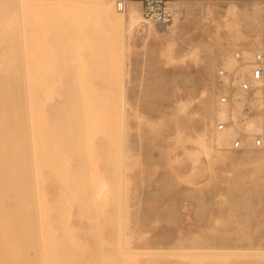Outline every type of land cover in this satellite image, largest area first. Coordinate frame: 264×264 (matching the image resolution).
<instances>
[{
	"label": "rangeland",
	"instance_id": "rangeland-1",
	"mask_svg": "<svg viewBox=\"0 0 264 264\" xmlns=\"http://www.w3.org/2000/svg\"><path fill=\"white\" fill-rule=\"evenodd\" d=\"M109 1L115 9L116 0ZM18 2L19 40L12 27L4 29L0 9V64L8 71L0 74V264L53 257L60 264H264V152L216 149L205 140L206 150L197 139L203 115L215 128L209 119L220 92L239 90L238 74L229 81L218 69L238 68L233 51L242 56L264 45V0H167L174 14L166 26L142 17L133 28L104 22L95 3L81 2L64 53L60 1L27 0L21 10ZM129 5L143 15L141 0H125ZM17 48L24 116L20 72L8 62ZM24 49L34 72H46L37 74L41 79L25 70ZM73 54L83 59L66 61ZM227 55L234 58L230 68L221 62ZM49 75L60 78L54 143L42 111ZM6 148L19 167L10 165ZM59 164L60 186L51 187L46 173L58 174Z\"/></svg>",
	"mask_w": 264,
	"mask_h": 264
},
{
	"label": "bare ground",
	"instance_id": "bare-ground-1",
	"mask_svg": "<svg viewBox=\"0 0 264 264\" xmlns=\"http://www.w3.org/2000/svg\"><path fill=\"white\" fill-rule=\"evenodd\" d=\"M15 1L16 0H1V5H0V9H1V13H2V15L4 16V19H3V23H4V29L8 32V28H10V27H12L13 28V26L15 27V24H14V22H13V18H14V16H15V18H16V12H15ZM17 1H19L18 2V8H20V10L22 9V8H25L26 6H27V0H17ZM60 1V37H62V41L63 42H61V45H59L60 47H61V50H63L62 51V53H64V49H66V48H68V46L70 45V43L69 42H67V41H65L64 40V38L66 37V36H68L69 34H71V32H72V29H70L71 28V24L74 22V14H73V11H74V8L75 7H77V6H79V4L81 3V2H83V3H86L87 1L89 2V3H91V4H96L97 6H98V8H99V11H100V14H101V16H102V19H103V21L104 22H110V23H116V24H123V23H127V25L129 26V28H133L134 26H136L140 21H141V19H142V17H143V19H146L145 18V16H143V15H140L139 13H138V11H137V9L135 8V7H133V6H131V5H129V6H125V0H124V6H123V8L121 9V10H119L118 8H117V6H116V3H117V1L118 0H116L115 1V9H114V6H113V4L109 1V0H59ZM168 2H169V0H168ZM54 3V2H53ZM254 9V12H255V17H256V15H257V9H258V7L257 6H255V7H253ZM119 11V13L120 14H116L115 13V11ZM20 12V11H19ZM57 12H59V11H57ZM0 13V14H1ZM21 14H23V12L21 11ZM86 14V13H85ZM254 15V14H253ZM23 16V15H22ZM22 16H20V17H22ZM20 17H19V20H20ZM254 17V16H253ZM255 19V18H254ZM256 20V19H255ZM254 20V21H255ZM22 21V20H21ZM21 21H19V22H21ZM95 21H97V20H95ZM12 23H13V25H12ZM22 23H23V21H22ZM22 23L20 24V26L22 25ZM17 24V23H16ZM17 26V25H16ZM158 26H160V27H164V26H166V25H164V24H159ZM157 26V27H158ZM150 27V26H149ZM19 28V27H18ZM21 28V27H20ZM22 28H23V26H22ZM34 28V27H33ZM28 28H26L25 29V27H24V30L26 31ZM13 30H15L14 31V33H12V34H15V36L18 38V34H17V32H16V30L17 29H15V28H13ZM12 30V31H13ZM20 30H22V29H20ZM2 31H3V34H5L4 33V30L2 29ZM25 31H23L22 30V33L24 34V32ZM2 33V32H1ZM9 33H11V32H9ZM17 34V35H16ZM23 34H21V37H22V35ZM1 35V34H0ZM32 35H33V33H32ZM26 36V35H25ZM25 36L23 35V37H24V39H25ZM11 37H13V36H11ZM5 38V37H4ZM3 38V39H4ZM15 38V37H14ZM14 38H12V39H14ZM17 38H15L16 39V41H15V39L13 40V42L12 43H16V47H18L17 45H19V42L17 43V41L19 40V38H18V40H17ZM23 38H21V40H24ZM4 41H5V39H4ZM11 41V40H10ZM26 40H24V42H25ZM21 42H23V41H21ZM23 42V43H24ZM3 43V42H2ZM22 43V44H23ZM0 44H1V42H0ZM4 44V43H3ZM5 44H6V42H5ZM8 44V43H7ZM26 44V43H25ZM25 44H23V47L25 46ZM15 45V44H14ZM0 47H2V46H0ZM15 47V48H16ZM27 47V46H26ZM25 47V48H26ZM60 47L59 48H56V49H60ZM264 48V45L263 46H260L259 48ZM14 47H12V49H13ZM259 48L257 49V50H259ZM18 50L16 51V49L15 50H13V52L15 53V55H14V58L16 57V55L18 56V54H20L19 53V48H17ZM23 49V48H22ZM27 49H28V47H27ZM23 50L24 52L22 53V54H25L24 56L22 55V60L23 61H25V62H27L25 65H26V67L28 66V68H26V67H24L25 68V70L26 69H28L31 73H32V71H33V73L32 74H34L35 75V73H36V75L33 77V79L35 78V79H38V78H40V77H42L46 72H43L42 71V73H43V75H42V73H40V72H38L37 73V71H35L34 72V69H33V67H32V65L30 66L29 65V62L27 61V60H25L24 59V57L26 56L27 57V55H28V53H26V51H28V50ZM256 50V51H257ZM53 51H54V48H53ZM18 52V53H17ZM242 52V62L244 63V64H242V63H239V61H238V68H237V66H236V70L235 69H233V70H226V69H224L225 71H227L228 73H231L232 74V76L231 77H226L228 80L229 79H231V78H233L234 77V73H236V74H238V77H239V79L240 80H246V81H248V82H250L251 84H254V81H253V79H252V77H251V68H250V65H249V61H251V59H252V57H253V55H254V53H255V50H254V52L252 51V50H250L249 51V48H246V49H243V51H241ZM236 53H239L238 51H233V55H234V57H235V54ZM243 53H245V55H243ZM27 54V55H26ZM240 54V53H239ZM65 55V54H64ZM241 55V54H240ZM247 55V56H246ZM20 56V55H19ZM28 57H29V55H28ZM14 58H12V60L11 61H8V62H10V63H12V61L15 63V67H16V69L18 70V72H20V73H16L18 76L21 74V70H19L20 68H21V63H19L20 61V57H16L15 59ZM18 59V60H17ZM65 59H68V60H66V61H69V60H73V62H77L79 59H83L82 58V55H80V54H73V55H70V56H68L67 58H65ZM235 59H237L236 57H235ZM17 60V61H16ZM19 61V62H18ZM30 61V60H29ZM65 60H63V62H64ZM25 62H23V63H25ZM222 62V66L223 67H225V68H230V67H232L233 66V63H234V58H233V56H231V55H227V56H224V58H223V60L221 61ZM69 63V62H68ZM7 64H9V63H7ZM6 64V65H7ZM20 66V68H19V66ZM64 64V63H63ZM67 64V63H66ZM73 64V63H72ZM77 64V63H76ZM24 65V64H23ZM10 66H12V65H10ZM18 66V67H17ZM14 67V68H15ZM29 67H30V69H29ZM34 68H35V66H34ZM223 68H221V69H218V71L219 70H222ZM44 70V69H43ZM7 73L8 71H6V68H4L3 66L1 67V64H0V74H3V73ZM11 72H12V70H11ZM25 72V71H24ZM52 72V71H51ZM50 72V73H51ZM15 73V72H14ZM49 73V74H50ZM13 74V73H12ZM40 76H38V75ZM47 74H48V72H47ZM16 75V76H17ZM50 75H52V73L50 74ZM50 75L49 76H47V78H49L50 77ZM1 76V75H0ZM3 76V75H2ZM8 76V75H7ZM12 76H14V75H12ZM18 76L16 77V79L18 78ZM46 76V75H45ZM20 78V79H19ZM19 78H18V80H17V83H16V85L17 86H19L17 89H19V90H17V92H18V94H20L19 96H20V99H18V102H19V100H20V102H22L23 101V94H22V80H21V76H19ZM24 78H26V77H24ZM46 78V79H47ZM0 79H1V77H0ZM34 79V80H35ZM41 79V78H40ZM50 79H51V77H50ZM9 80V79H8ZM25 80V79H24ZM33 80V83L35 82ZM39 80V79H38ZM239 80V81H240ZM4 81V80H3ZM14 81V83H13V87H14V84H15V80H12V82ZM26 81V80H25ZM230 81V80H229ZM2 81H0V84H2L1 83ZM11 82V83H12ZM47 82H49V84H53V85H50V86H48V88H47V94H46V101H45V105H44V107H43V109H42V111H43V115H44V118H45V124H46V127H48V129H49V132H48V137H49V139H50V141L52 142V143H54L55 141H52V139H54V137H56V140L59 138V135L55 132V130L54 129H58V130H60V78H58V79H51V80H47ZM9 83V82H8ZM20 83V84H19ZM35 84V83H34ZM33 84V87H32V85H31V91L33 92V94H31L32 95V98H33V100H31L32 101V103L33 104H31V105H35L34 103L36 102V98H37V95H36V91L38 90V87H37V90H35L36 88H34V86H36V85H34ZM44 85H45V81H44V83H43ZM27 85V84H26ZM44 85H42L43 87H44ZM3 86V85H2ZM1 86V89L3 88ZM41 86V87H42ZM40 87V88H41ZM25 88H26V86H25ZM4 89V88H3ZM13 90L15 89V88H12ZM238 89L239 90H237V95L236 96H234L235 95V93H234V95H231V93L229 92V89H225L224 91H222V92H225V93H228L229 94V98H230V100H229V102H226V103H222V102H220V100H219V96H220V94L217 96V98H216V101H215V107H213V108H215L214 109V113H213V115L210 117V121H211V124L213 123V120H216V123H215V128L214 129H209L208 127H207V124H206V121H207V118L208 117H206V116H202L201 117V119H202V128H201V130H200V132H199V134L197 135V139H198V142L201 144V145H203L204 146V149H206L207 150V148H208V146L205 144V140H207V142L209 143V145H211L213 148H216V149H220V148H233V149H240V150H245V149H247V150H254V143H253V135L255 134V133H259L262 137H263V140H264V119L262 118V116L261 115H255V114H253V115H245V114H243V112H242V107L244 106V104H246V103H248L249 105H251L252 107H254V108H259V105H260V92L259 91H257L256 93H255V95L253 96V97H251L250 98V96H248V95H246L245 93H243V92H241V90H240V88L238 87ZM33 90H35V91H33ZM41 90V89H40ZM39 90V91H40ZM3 92V91H2ZM14 92V91H13ZM42 92V91H41ZM35 93V94H34ZM37 93H39L38 91H37ZM221 93V92H220ZM14 94V98H15V93H13ZM1 95L2 96H4V93H1ZM33 95H34V97L36 96V98H34L33 97ZM206 95V93H205V91L204 90H202L201 91V95L200 96H205ZM18 96V97H19ZM26 96H27V93H26ZM3 98V97H2ZM28 98V97H27ZM31 98V99H32ZM236 99V100H235ZM238 99V100H237ZM5 100V99H4ZM4 100L2 99V101L4 102ZM27 100V99H26ZM35 100V101H34ZM233 101H235L234 103H237V106H236V104H235V106L233 105ZM16 102V101H15ZM18 103L19 105H20V107H21V116H24L23 114H24V110H22L24 107H22L23 106V102H22V104L21 103ZM214 102V101H213ZM26 103H27V101H26ZM239 103H241L240 104V107H238L239 106ZM28 104V103H27ZM4 106H6V104H4ZM15 106H16V103H15ZM9 107V106H8ZM33 107V106H32ZM16 108V107H15ZM19 108V107H18ZM34 108V107H33ZM6 109V111H7V108H5ZM28 109V108H27ZM32 109V108H31ZM1 111V110H0ZM17 112V111H16ZM33 112H34V110H33ZM7 113V112H6ZM29 114V113H28ZM8 117H10V115L8 114ZM6 119H7V117H6ZM20 119V118H19ZM24 117H21V121H22V123H24ZM29 119V118H28ZM31 119H32V117H31ZM8 120V119H7ZM18 120V119H17ZM260 121H261V123H260ZM29 122V121H28ZM220 122H223L224 123V125H223V127L222 128H218V124L220 123ZM10 123V122H9ZM31 123V122H30ZM29 123V124H30ZM8 124V123H7ZM17 124H19V123H17ZM33 124V123H32ZM3 125V124H2ZM20 125V124H19ZM24 125H25V123H24ZM24 125L22 124V126L24 127ZM31 125V124H30ZM33 128H34V124H33V126H32ZM5 128V127H4ZM8 128H10V127H8ZM11 129V128H10ZM236 129H240V130H242V131H239V130H237L236 131V134H235V130ZM34 131H33V137H36V131H35V129H33ZM257 130V131H256ZM6 131V130H5ZM30 131V130H29ZM2 132H3V130H2ZM10 133H11V131H10ZM9 133V134H10ZM24 133V132H23ZM7 134H8V132H7ZM31 134V133H30ZM11 135V134H10ZM21 136V135H20ZM19 136V137H20ZM29 136H31V135H29ZM19 137H17V139H19V140H22L21 138H19ZM32 137V138H33ZM10 138V137H9ZM31 138V137H30ZM236 138H240L241 139V146L240 147H238V148H236V147H233V141L236 139ZM11 139V138H10ZM34 140L36 139V138H33ZM6 142H8L7 140H6ZM21 142V141H20ZM35 142V141H34ZM6 144L7 143H5V147H6ZM35 144H36V142H35ZM8 146H11V145H9V143H8V145H7V148H8ZM58 146H60V144H58ZM255 147H259V149H255V150H261L262 152H264V144L262 145V146H255ZM6 148V152H7V156H8V158H9V156H10V154H8L9 152H12L11 151V149L14 151V147H10L11 149H10V151H9V149H7ZM16 149H17V147H16ZM18 150V149H17ZM9 151V152H8ZM25 151L27 152V149L25 148ZM22 152H23V150H22ZM31 152H32V148H31ZM13 153H15V151L13 152ZM243 153H245V152H243ZM12 154V153H11ZM26 154L27 153H25V155L23 154L22 156H26ZM33 154V153H32ZM32 154H31V156H32ZM13 155V154H12ZM11 155V156H12ZM35 155V154H34ZM56 155L58 156V158H60V147L56 150ZM11 156H10V159H9V161L12 159L11 158ZM14 156H15V154H14ZM27 158H28V154H27ZM35 158H36V156H35ZM34 158V159H35ZM2 159V158H1ZM14 159H16L15 157H14ZM24 159H26V157L24 158L23 157V160ZM31 159H33V158H31ZM261 160H262V158H260ZM16 160H18V159H16ZM13 161L14 162V164L17 166V167H19L18 165H19V163L17 162V161ZM24 161H26V160H24ZM33 161V160H32ZM65 161V160H64ZM67 161V160H66ZM12 162V160L10 161V165L12 164L13 165V162ZM15 162H17V163H15ZM22 162V161H21ZM2 163V162H1ZM24 164H26V165H29L28 164V162H24ZM65 164V163H64ZM63 164V165H64ZM32 165H33V163H32ZM2 166H4V165H2ZM9 167V166H8ZM14 167V166H13ZM20 167H23L22 165L20 166ZM28 168H29V166H27ZM15 168V167H14ZM57 168H58V174H53L52 172H50V171H47V173H46V177H47V179H46V181L48 182V184H49V186H51V187H58V186H60V164L57 166ZM5 169H6V167H5ZM23 169H25L26 170V168H24L23 167ZM17 170L19 171V174H20V170H21V168H20V170L17 168ZM3 171H4V169H3ZM6 171V170H5ZM14 171L16 172V174L18 173L16 170H14L13 169V174H14V179H15V173H14ZM22 171H24V170H22ZM27 171V170H26ZM33 171H34V169H33ZM25 172V171H24ZM29 172H30V170H29ZM23 173V172H22ZM8 174V173H7ZM26 174H30V173H26ZM25 173H23V175H26ZM11 175H12V173H11ZM28 175H26V176H28ZM33 175H34V173H33ZM26 176H25V180H26ZM30 176V175H29ZM28 176V181H30V177ZM13 177V176H12ZM12 177H11V179H12ZM17 177H19L20 178V176H18L17 175ZM37 177V176H36ZM24 178V177H23ZM34 178V177H33ZM14 179H12V180H14ZM9 180V179H8ZM21 180V179H20ZM24 180V181H25ZM26 180V181H27ZM35 180V179H34ZM25 181V182H26ZM13 182V181H12ZM21 182V181H20ZM28 184L30 183V182H27ZM36 183V182H35ZM16 183H14L13 182V186L15 185ZM28 184H26V185H28ZM30 185V184H29ZM28 185V186H29ZM35 185V184H34ZM16 186V185H15ZM22 187H24V185H23V182H22V185H21ZM36 186V185H35ZM34 186V187H35ZM68 186V185H67ZM21 187V188H22ZM28 188V187H27ZM26 188V191L28 190ZM17 189V188H16ZM14 190V189H13ZM15 191V190H14ZM36 191V190H35ZM34 191V192H35ZM99 191H100V189H99ZM17 192V191H16ZM23 192V191H22ZM37 192V191H36ZM15 193V192H14ZM24 193V192H23ZM35 195H36V193H35ZM15 197H17V196H15ZM36 197V196H35ZM69 197V196H68ZM67 197V198H68ZM18 198V197H17ZM32 197H31V193L28 195V200H30V203H31V207L33 206L32 205ZM36 199V198H35ZM17 200V199H16ZM40 202V201H39ZM37 203V202H36ZM69 203V202H68ZM15 204H16V202H15ZM24 204V203H23ZM37 205V204H36ZM102 204H100V206H101ZM22 206H24V205H22ZM100 206H99V208H100ZM16 207H17V205H16ZM30 207V208H31ZM39 207V206H38ZM18 209H19V207H17ZM33 208V207H32ZM31 208V212L33 213H31V216H33V219H32V226H35V222H33L34 221V212H33V209ZM37 208V207H36ZM40 209V208H39ZM24 212H26V211H24ZM30 212V211H29ZM16 214H17V210H16ZM30 214V213H29ZM19 218H20V216H19ZM38 218V217H37ZM41 219V218H40ZM27 224H29L28 222H27ZM31 224V223H30ZM34 224V225H33ZM38 224H39V222H38ZM22 226V225H21ZM38 226V229H39V225H37ZM33 228V227H32ZM41 228V227H40ZM34 230H32L33 231V233L35 232L36 233V230H35V228H33ZM41 230V229H40ZM34 233V234H35ZM39 235H40V237H41V235H42V233L41 232H39ZM21 237H23V236H21ZM24 238V237H23ZM21 239L22 240V242H23V240L24 239ZM30 239V238H29ZM43 239V238H42ZM32 240V239H31ZM30 240V241H31ZM34 241H35V236H34V239H33ZM27 241V240H26ZM39 241H40V244H42V246H43V248L45 247V245H43L44 244V240H42V242H41V240L39 239ZM31 243H32V241H31ZM34 243V247L35 248H32V246L33 245H31V250H36L37 251V242L35 241V242H33ZM24 244V243H23ZM25 246V245H24ZM24 246H23V248H24ZM27 246V245H26ZM25 249H26V247H25ZM25 249H24V252H25ZM47 249V248H46ZM27 250V249H26ZM35 252V251H34ZM33 253V252H32ZM40 253H42L41 251H40ZM25 255H26V253H25ZM43 255V254H42ZM41 255V256H42ZM38 256V255H37ZM26 258H27V256H26ZM52 258V257H51ZM1 259V258H0ZM25 260V259H24ZM27 260V259H26ZM44 260V262H43V264H60V262H59V260L56 258V257H53L52 259H50V260H48L47 261V259L46 258H44L43 259ZM34 263V262H33Z\"/></svg>",
	"mask_w": 264,
	"mask_h": 264
},
{
	"label": "built area",
	"instance_id": "built-area-1",
	"mask_svg": "<svg viewBox=\"0 0 264 264\" xmlns=\"http://www.w3.org/2000/svg\"><path fill=\"white\" fill-rule=\"evenodd\" d=\"M143 7V14L145 17L154 19L160 24L166 25L173 17L174 11L173 8L167 4V0H141ZM116 6L119 10H121L124 6V0H118ZM235 57L242 63V57L239 53L235 54ZM249 65L251 68V77L254 81V84L246 80H240L238 82V87L241 91H243L246 95L253 97L257 91L260 92V105L259 108H254L248 103L244 104L242 107V112L245 115H253L259 114L264 119V48H261L255 51L251 61H249ZM218 74L220 77H231L232 74L228 73L224 69L219 70ZM219 100L222 103L229 102V94L225 92H221L219 96ZM224 125L223 122L218 124V128H222ZM241 139L236 138L233 141V147L241 146ZM253 143L255 146H262L264 144L263 137L259 133H255L253 135Z\"/></svg>",
	"mask_w": 264,
	"mask_h": 264
}]
</instances>
